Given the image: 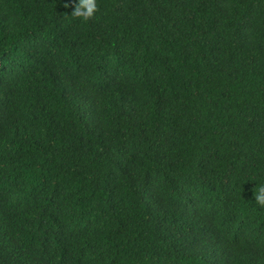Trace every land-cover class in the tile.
<instances>
[{
  "label": "trees",
  "instance_id": "1",
  "mask_svg": "<svg viewBox=\"0 0 264 264\" xmlns=\"http://www.w3.org/2000/svg\"><path fill=\"white\" fill-rule=\"evenodd\" d=\"M0 0V264H264V0Z\"/></svg>",
  "mask_w": 264,
  "mask_h": 264
},
{
  "label": "clouds",
  "instance_id": "2",
  "mask_svg": "<svg viewBox=\"0 0 264 264\" xmlns=\"http://www.w3.org/2000/svg\"><path fill=\"white\" fill-rule=\"evenodd\" d=\"M96 11V0H78L71 14L86 21L93 17ZM254 197L255 202L261 207H264V183L255 187Z\"/></svg>",
  "mask_w": 264,
  "mask_h": 264
}]
</instances>
